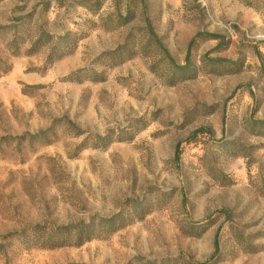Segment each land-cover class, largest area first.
<instances>
[{"label": "rangeland", "instance_id": "rangeland-1", "mask_svg": "<svg viewBox=\"0 0 264 264\" xmlns=\"http://www.w3.org/2000/svg\"><path fill=\"white\" fill-rule=\"evenodd\" d=\"M149 25L180 65L199 35V74L172 84ZM262 122L264 0H0V264H264ZM138 199L154 210L81 246L5 237Z\"/></svg>", "mask_w": 264, "mask_h": 264}, {"label": "trees", "instance_id": "trees-1", "mask_svg": "<svg viewBox=\"0 0 264 264\" xmlns=\"http://www.w3.org/2000/svg\"><path fill=\"white\" fill-rule=\"evenodd\" d=\"M121 20H125V18H121ZM16 27L19 28V26ZM147 28L149 29L148 33L151 39L150 42L151 41L157 42L158 39L156 38L153 29L150 27V25ZM45 35L47 36V38H49L46 40L47 44H50L56 38L54 35L51 34L48 35L45 34ZM68 36L69 34H64L57 38L54 44H62V46L52 49V51L48 55L46 66L75 52L79 40L76 38L75 40L69 41L67 39L69 38ZM198 36L199 35L195 36L189 44V49L186 56V63L184 65L178 64L170 55L164 44L158 41L159 43L157 44V46L159 48L160 54L162 55V57L169 60L172 71L174 73L172 77L173 80L171 81L172 84H175L177 82V79H186L187 77H191V78L195 77L197 74H199L202 67L205 66V58L200 59V62L202 64L199 65L195 64L191 60L192 48L194 44H196ZM214 37H218V36H214ZM13 41H16V38L13 39ZM131 44L132 43L130 41L129 42L127 41V43L121 46L120 49H123L124 51L131 49L128 51H132L135 46ZM61 47H63L64 49L63 52L61 50L62 49ZM37 48L38 49H35L34 46L33 49L29 51V53L36 54L41 49L39 47ZM58 49H60L61 52L60 54L55 56L56 50ZM130 55L133 56L135 55V53L131 52ZM218 61L221 62L222 60L220 59ZM186 72H191L192 74L190 76H186L185 74ZM178 76L180 78H177ZM261 130L264 131V122H262ZM203 131L204 130L201 128L196 131V134ZM136 134L137 133L133 134L128 141L129 142L132 141ZM99 138L100 137H98V139ZM100 140H103V138H100ZM111 143H113V140L102 145L105 148H107L110 146ZM230 145L234 146L235 143H230ZM232 147H228V148L233 149ZM81 149H86V147L84 146L80 148V150ZM179 149H180V143L177 145L176 159H178L179 157ZM153 210L154 208H149V206H147L143 200L140 199L133 201L128 200L125 203L124 209L110 215L94 214L88 220H80L76 223H68L63 225H56L48 221L31 223V224L29 223V224H25L19 230H15L6 234L5 237L7 239L15 238L19 240L23 245L27 246L28 248L39 247L43 249H58L66 246H81L94 239L109 237L112 234L116 233L117 231L131 225L132 223L144 219ZM218 247H219V240L216 241V250H218ZM9 248H10L9 244L6 245L4 242L0 243V257L3 256V253L5 252L7 253ZM7 259L8 258L5 259L4 264H8Z\"/></svg>", "mask_w": 264, "mask_h": 264}, {"label": "crops", "instance_id": "crops-1", "mask_svg": "<svg viewBox=\"0 0 264 264\" xmlns=\"http://www.w3.org/2000/svg\"><path fill=\"white\" fill-rule=\"evenodd\" d=\"M25 78L27 79V81H30L31 83L40 81L39 77L37 75H35V74L25 75Z\"/></svg>", "mask_w": 264, "mask_h": 264}]
</instances>
